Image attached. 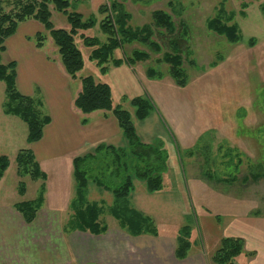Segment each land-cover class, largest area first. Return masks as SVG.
I'll return each instance as SVG.
<instances>
[{
  "label": "rangeland",
  "instance_id": "rangeland-1",
  "mask_svg": "<svg viewBox=\"0 0 264 264\" xmlns=\"http://www.w3.org/2000/svg\"><path fill=\"white\" fill-rule=\"evenodd\" d=\"M112 1L130 13V28L137 30L149 25L151 29L145 42H123L112 58H125L127 62L115 66L111 60L104 73L98 62L90 58L94 47L87 46L83 36L97 37L100 45L109 42L110 35L101 28L107 14L99 8L103 4L110 6ZM71 2L69 11L97 20L94 27L80 30L75 36L85 65L76 78L69 76L71 91L77 94L82 78L90 75L97 82L108 83L113 104L130 111L142 141L161 144L169 153L163 190L150 193L144 181L135 179L130 197L131 206L153 219L158 235L134 237L121 228L109 212L114 196L92 182L87 199L104 206L101 221L109 231L94 236L90 232L67 230L74 212L71 203L76 196L71 157L84 155L93 148L84 145L74 152L50 155L39 161L46 180L34 178V168L20 175L17 153L33 144L27 141V124L4 112L6 84L1 80L0 154L10 158V166L1 183L4 187L0 189V204L14 208L16 202L33 200L44 185L42 209L61 213L57 222L54 218L55 223L43 225L41 241L36 237L31 241L54 253V238L61 234L67 249L63 255L66 258L59 264H215L212 257L222 237L237 234L249 220L256 222L251 224V233L244 240L248 250L256 254L245 255L244 263L264 264V15L260 8L264 0H105L99 6L88 0ZM50 8L54 27L69 29L66 14L54 4ZM158 11L170 16L172 26L166 25V20L156 24ZM216 18L230 25L238 24L240 40L231 42L211 28L209 21ZM41 33L45 40L38 49L62 64L50 31L44 28ZM116 36L119 39L118 32ZM31 41L37 47L36 36ZM134 50L143 51L145 57L136 59L132 66L128 57L133 56ZM171 54L180 56L184 85L178 84L173 75L172 64L167 60ZM13 57V52L5 50L2 63L16 61ZM149 69L153 70L151 73L155 70L154 76L149 75ZM136 96L148 97L155 105L145 120L135 116L131 99ZM44 110L49 113L47 108ZM106 143L123 146L126 140L121 132ZM51 145L61 152L57 144ZM255 172L262 174L253 178ZM22 185L24 194L19 192ZM185 224L191 227L193 246L188 258L180 262L174 251L178 231ZM7 260L21 264L33 261L29 250L21 255H7Z\"/></svg>",
  "mask_w": 264,
  "mask_h": 264
},
{
  "label": "trees",
  "instance_id": "trees-1",
  "mask_svg": "<svg viewBox=\"0 0 264 264\" xmlns=\"http://www.w3.org/2000/svg\"><path fill=\"white\" fill-rule=\"evenodd\" d=\"M66 14L70 28H55L51 20L52 11L50 5ZM71 0H0V80L6 84V100L4 112L8 115L20 117L28 126L27 141L34 143L39 141L44 134L45 127L51 122V116L44 110V102L40 97L23 94L17 83V62L11 60L8 64L2 63V53L6 50V41L14 35L21 22L28 19L39 21L46 30L50 31L54 42L59 47L61 62L65 71L72 78H76L79 71L85 65L81 49L78 47L75 36L80 30L92 28L97 20L94 17L84 19L79 12L69 11ZM7 7H11L7 11ZM264 15V2L260 5ZM99 11L107 14L101 22V28L110 35L109 42L100 45L97 37L83 36L87 46L94 47L91 59L101 66L102 72L109 70L108 63L112 60L115 66L127 62L125 58H112L114 51L127 41L147 40L149 25L140 29H132L128 26L130 13L118 2L111 5L103 4ZM156 24L163 20L168 26H172L170 16L163 11L155 13ZM211 28L227 37L231 42L239 41L240 29L238 24L223 23L221 18L209 21ZM119 33V39L116 33ZM37 47L44 45L45 35L41 32L36 35ZM143 51L134 50L133 56L128 57V63L132 66L136 59H143ZM112 58V59H111ZM173 67V75L178 84L184 85L181 79L182 61L178 54L167 56ZM126 61V62H125ZM148 70L149 75L154 76ZM75 106L84 114L98 110H111L115 115L119 127L126 140L125 146L100 143L92 151L78 155L73 160V175L75 179L76 196L71 203L74 210L68 222L67 230H80L95 235L106 233L108 225L101 221L104 206L96 201H88L90 183L107 190L114 196L115 202L109 207V212L131 236L144 234L158 235L153 219L130 205V197L135 189V179L145 182L150 193L158 192L164 188L165 175L169 169V153L161 144H153L142 141L129 110L120 105L113 104V91L108 83L97 82L93 76L82 78V89L74 101ZM135 107V116L139 120H145L155 105L148 97L136 96L131 99ZM87 119H83L85 124ZM19 174L23 175L34 168L33 177L46 180L47 174L42 170L34 151L31 148L20 149L16 156ZM10 166V158L6 154H0V183L5 172ZM23 173V174H22ZM262 173L255 172L253 178H259ZM21 194L25 192V186L19 189ZM44 203V185L40 195L33 200H22L15 204V208L21 213L27 223H32L41 206ZM191 227L183 225L176 238L175 256L183 260L189 256L193 243L191 241ZM249 251L242 237L223 236L221 245L213 254L212 261L215 264H239L241 255H255Z\"/></svg>",
  "mask_w": 264,
  "mask_h": 264
},
{
  "label": "crops",
  "instance_id": "crops-1",
  "mask_svg": "<svg viewBox=\"0 0 264 264\" xmlns=\"http://www.w3.org/2000/svg\"><path fill=\"white\" fill-rule=\"evenodd\" d=\"M88 1L94 6H99L105 2V0ZM43 30L44 26L39 21L26 20L19 24L16 33L6 41V51L13 52V59L18 62L17 83L19 89L26 95L42 98L44 107L47 108L48 114L51 116V122L45 127L43 137L39 141L31 143L33 144L31 149L34 151L38 162L45 160L50 155L62 154V152L68 151L74 152L73 150H78L84 145L94 149L98 144L106 143L111 136L122 132L111 110H98L103 111L101 114H97L99 113L97 111H94L96 113L84 114L75 106L74 101L82 86L77 94H73L71 84H69V79L72 77L69 78V74L62 66L63 64L53 61L44 51H40L35 43L30 42L34 36ZM20 53L29 57L20 56ZM83 119H87L85 124L82 122ZM52 143L57 144L61 152L58 153V150H55L58 148L52 147ZM76 156L78 155H73L71 160L73 161ZM1 183L0 189L2 186L4 187ZM15 204L14 208L6 206L7 204H0V255L3 256L0 258V264H21V262L15 263L7 260V255H21L25 250H29L33 260L28 264L62 263L64 257L66 258V255H63L66 252L67 243L64 242L60 231V235L55 236V241H53L54 247L52 249L55 250L54 253L48 251L46 246H39L37 242L31 241L33 237L41 241L40 234H42L41 231L44 226L55 223L54 218L57 222V216H60L61 212L56 209H42V205L35 220L32 223H27L15 208ZM250 221L252 220L247 221L246 227L237 231V234L227 236H238L244 239V236L251 233L249 231L252 227L251 224L256 222V220ZM107 232L103 234H107ZM82 233L86 232L82 231ZM91 235L100 236L92 233ZM74 243V239H72L70 246H74ZM246 247H248L247 244ZM13 249H16L17 252H14ZM256 251H258L257 248ZM187 258L178 260L182 262ZM239 259H241L239 264H245L244 255H241ZM23 264H27V262L24 261ZM248 264H259V262L250 261Z\"/></svg>",
  "mask_w": 264,
  "mask_h": 264
}]
</instances>
